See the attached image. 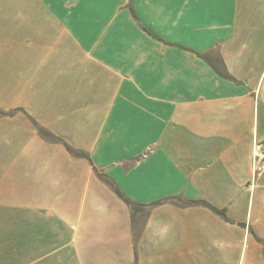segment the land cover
Wrapping results in <instances>:
<instances>
[{
	"label": "crops",
	"instance_id": "1",
	"mask_svg": "<svg viewBox=\"0 0 264 264\" xmlns=\"http://www.w3.org/2000/svg\"><path fill=\"white\" fill-rule=\"evenodd\" d=\"M0 264H264V0H0Z\"/></svg>",
	"mask_w": 264,
	"mask_h": 264
},
{
	"label": "trees",
	"instance_id": "2",
	"mask_svg": "<svg viewBox=\"0 0 264 264\" xmlns=\"http://www.w3.org/2000/svg\"><path fill=\"white\" fill-rule=\"evenodd\" d=\"M217 211H219V210H217ZM219 212H221V211H219Z\"/></svg>",
	"mask_w": 264,
	"mask_h": 264
}]
</instances>
